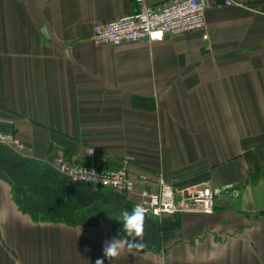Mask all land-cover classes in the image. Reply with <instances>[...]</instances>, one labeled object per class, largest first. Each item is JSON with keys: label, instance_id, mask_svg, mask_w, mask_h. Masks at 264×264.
I'll list each match as a JSON object with an SVG mask.
<instances>
[{"label": "crops", "instance_id": "0c3cea01", "mask_svg": "<svg viewBox=\"0 0 264 264\" xmlns=\"http://www.w3.org/2000/svg\"><path fill=\"white\" fill-rule=\"evenodd\" d=\"M229 1L208 0L203 31L113 47L94 26L135 0H0V132L25 145L0 146V264H264V0ZM59 158L126 169L134 190L73 183ZM162 182L236 192L103 257Z\"/></svg>", "mask_w": 264, "mask_h": 264}, {"label": "built area", "instance_id": "2783aa9c", "mask_svg": "<svg viewBox=\"0 0 264 264\" xmlns=\"http://www.w3.org/2000/svg\"><path fill=\"white\" fill-rule=\"evenodd\" d=\"M226 5L231 2L226 0ZM134 11L126 16L94 26L93 41L97 45L120 47L138 42L158 43L167 36L184 35L206 29V9L208 0H170L157 6H147L144 0H135ZM0 146L13 148L18 153L25 150L21 139L13 133L0 132ZM56 170L73 183L87 184L93 187L109 189L121 194L134 190V182L126 169L103 170L85 167L56 159ZM86 169L94 170L96 183L85 182ZM131 185V189L129 188ZM235 186L213 188L207 184L195 185L183 189L162 182L159 191L151 194L141 206L147 209V217L161 218L165 215L189 214L210 216L216 203ZM219 198V200H218Z\"/></svg>", "mask_w": 264, "mask_h": 264}, {"label": "clouds", "instance_id": "9594fccd", "mask_svg": "<svg viewBox=\"0 0 264 264\" xmlns=\"http://www.w3.org/2000/svg\"><path fill=\"white\" fill-rule=\"evenodd\" d=\"M92 153H89L91 155ZM87 175L83 177L85 182L96 183L93 177L97 174L94 170H87ZM131 189V185H129ZM121 229L120 232L103 243V257L109 261L119 257L121 250H126L129 254L134 255L141 251L146 243L144 242L145 224L147 220V209L141 205H137L131 211L121 210ZM95 264H104V259H97Z\"/></svg>", "mask_w": 264, "mask_h": 264}, {"label": "rangeland", "instance_id": "374dc122", "mask_svg": "<svg viewBox=\"0 0 264 264\" xmlns=\"http://www.w3.org/2000/svg\"><path fill=\"white\" fill-rule=\"evenodd\" d=\"M189 187H191V186H189ZM187 188V187H186ZM218 200H219V198H218ZM220 201V200H219ZM217 204V203H216ZM216 207V206H215Z\"/></svg>", "mask_w": 264, "mask_h": 264}, {"label": "water", "instance_id": "95a60500", "mask_svg": "<svg viewBox=\"0 0 264 264\" xmlns=\"http://www.w3.org/2000/svg\"><path fill=\"white\" fill-rule=\"evenodd\" d=\"M148 219L150 218V217H147Z\"/></svg>", "mask_w": 264, "mask_h": 264}]
</instances>
